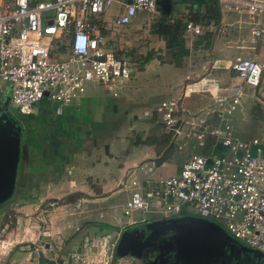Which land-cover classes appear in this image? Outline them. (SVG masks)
Listing matches in <instances>:
<instances>
[{
	"label": "built area",
	"instance_id": "built-area-1",
	"mask_svg": "<svg viewBox=\"0 0 264 264\" xmlns=\"http://www.w3.org/2000/svg\"><path fill=\"white\" fill-rule=\"evenodd\" d=\"M112 3L118 5L115 26L130 24L138 11H157L156 0H0V85H7L18 113L30 115L32 106L45 100L58 116L90 85L105 88L113 99L123 98L132 69L117 49L105 48L93 20ZM232 9L261 18L264 0H235ZM201 29L186 21L182 33L197 35ZM263 32L262 25L250 30L253 39ZM210 67L201 66L203 74L197 78H185L177 99H162L153 109L162 134L170 144L178 138L176 150L185 154L176 170L154 179L148 165L135 166L140 176L122 184L126 196L118 205V229L91 237L84 251L59 253L45 243L40 253L48 250L52 256L38 264H137L130 255L114 253L122 230L156 216L189 214L215 222L232 238L264 253V127L248 136L238 125L247 116L243 87L259 85L264 64L235 57L228 66L234 82L222 87L209 76ZM191 93L210 98L196 122L189 121L191 115L181 106L182 97Z\"/></svg>",
	"mask_w": 264,
	"mask_h": 264
},
{
	"label": "rangeland",
	"instance_id": "rangeland-1",
	"mask_svg": "<svg viewBox=\"0 0 264 264\" xmlns=\"http://www.w3.org/2000/svg\"><path fill=\"white\" fill-rule=\"evenodd\" d=\"M200 1L204 2L206 0ZM220 1L234 2L235 0ZM193 8H198V5L192 4L191 0H171L170 12L166 15V20L160 18L158 10L157 12L138 11L129 25L115 26L113 18L118 13V5L112 3L103 13L93 17L96 25L101 28L105 48L110 51L121 50L128 66L131 67L132 70L125 85L124 94L127 95L130 92L134 97L126 99L124 104H122L123 101H117L119 105H115L114 111H117L115 113L117 116L111 115L109 110V112L103 111L102 103L99 104L100 107L94 106L95 103H91V106L88 104V108H95V110L103 112L102 118L96 114L99 117L97 120H101V125L97 126L96 124V126L93 125L88 129V131L95 132L93 133L92 140L87 142V144L92 148H96L98 154L97 152L94 153L93 158L87 156V159L89 161L98 157L104 159L105 155L110 151L114 156V160L118 162V168H120L122 162H128L139 155L147 158L134 162L130 167L124 168L121 173L118 170L116 178V183L118 182V184L114 189L101 194L97 191L94 192L95 195L93 196H88L83 191L65 193L66 191L60 187V189H56L52 173L47 174L48 176H52L53 181L48 180L50 182L47 181L45 183V187L51 185L50 188L45 190L44 193L47 194H44L45 196L35 195L34 193L42 192L37 191L38 189L36 191H32L31 188L28 189V183H26L23 190H17L16 194H13L14 197L12 195V199L0 204V264H38L49 262L52 251L45 250L40 253V249L43 248L45 243H51L53 249L59 250V253L68 251L69 249L87 250L88 241L95 233H109L118 229L117 223L122 218L118 205H120L126 196L122 184L123 181L125 184L128 183L133 176H140L141 171L135 166L142 163L149 165L147 167L148 175L154 177L156 176V169L152 164L153 159L151 158L163 154V161L169 162L172 159V155H185L184 152L176 150L175 146L178 138L170 144V139L160 133L159 124L152 118L154 117L153 106L160 99H177L180 96V88L183 81L182 76L195 62L201 61L199 59L204 56V47L208 43L206 42V45L200 46L202 43L199 45L195 44L196 35H181L180 38L185 48H187V54L182 56L177 62H174L172 57L178 54H175V50L169 49L168 45L171 36L161 35L156 33L155 30L159 21H163L167 25L174 24L179 20L182 26L185 19L197 22L203 29L202 25H205L206 20L201 18L200 14L196 16L193 13L194 11H192ZM223 14L230 21L237 19L240 23L244 24L247 23L250 17L248 14L244 15L242 12L224 11ZM237 34H240V32ZM215 40H219L218 36L215 37ZM262 48L264 55V46ZM148 52L152 53V57L144 61V56ZM188 65L191 66L189 67ZM220 73L215 72L214 75L218 78L221 77ZM222 75L223 77L225 76L223 73ZM260 78V83L256 88L243 87L247 98L246 104L242 103L245 110L248 107L251 108L256 103L264 106V70H262ZM220 81V87L227 84ZM95 95L98 98H103V100H108L107 98H109L105 88L101 86L87 87L85 96L92 99ZM200 96L199 94H191L189 97L181 99V106L191 115L189 121L196 122L204 116L208 100L198 105ZM0 100L5 101L12 112L16 110L15 105L10 101L7 85H0ZM42 102L45 104L38 102L32 106V113L34 116H38L35 121L27 123V115L17 112L24 125L26 123V126H28V129L22 131L19 156L20 158L24 156L29 157V159L34 157L36 161L42 160V163L50 164L54 163V160L64 159V152L67 149L76 147V144L80 143L82 147L84 141H81V139L76 140L72 147H69L63 133L59 134L58 137L55 136L58 138L60 146L57 150V156H50V150L47 148L41 150L46 140L53 136L52 134L50 136L49 132H54L56 129H59L58 126L64 125V123H60L59 116H49L44 113L45 111H51L52 104L47 103L45 100H42ZM72 103L76 104L73 101ZM197 107L200 108L195 109ZM143 108L149 110L150 115H143L141 113ZM179 118L181 121L183 116H179ZM244 119L246 123L240 127L242 133L245 132V127L249 124V116H245ZM37 125L41 127L42 132H45L41 133L40 139H36L35 133L37 130H34ZM49 126L52 127L49 128ZM28 130H31L32 133L29 138L26 137ZM247 132H249V129L245 133L247 134ZM252 133L253 135L255 134V132ZM24 144L27 146L26 150ZM47 146L51 147L49 143H47ZM74 158H77V156H74ZM77 163L82 165L80 159ZM128 169L131 171L127 174L126 171ZM59 170L61 171L59 175H61V179L63 180L69 178V175L74 176V174L64 173V169L60 168ZM80 174H82L81 171ZM73 179H76V177H73ZM28 181L29 177L26 176V182ZM42 185L43 183H39V186ZM86 192L90 191L87 190ZM51 195L56 196L52 197ZM23 211L29 214H24ZM189 215L195 216L194 214ZM100 224H107L111 228H101ZM134 226L136 225L131 227ZM241 244L246 247V253L241 260L233 259L232 264H264V253L262 255H255L253 249H250L243 242ZM9 247L11 250H8ZM13 251L14 253L10 256V253ZM29 252V259L26 260L25 257L28 255L26 253ZM231 254L233 253L226 254L224 259L225 264H228ZM136 263L141 264V261H137Z\"/></svg>",
	"mask_w": 264,
	"mask_h": 264
},
{
	"label": "crops",
	"instance_id": "crops-1",
	"mask_svg": "<svg viewBox=\"0 0 264 264\" xmlns=\"http://www.w3.org/2000/svg\"><path fill=\"white\" fill-rule=\"evenodd\" d=\"M216 1L217 7H218V18L217 20H210L206 21L205 25H202L204 28L201 29V32L195 36L196 42L195 44L200 46L205 44L206 42L208 45L204 47V56L199 59L201 61L195 62L192 67L191 65H188L190 68L187 69V72L182 76V83L186 82L185 78L194 79L203 74L201 70V66H206V68H209V76L214 77L218 80V82L227 83L234 82L233 73L231 72L230 68L228 67L230 62L234 60L235 57H250L257 62L264 64V55L262 53V46H264V32L258 37V38H252L250 34V30L252 27L257 25H262L264 27V17L257 18L254 16L249 15L247 12L242 11V13L248 14L249 20L246 24L240 23L237 19L234 20H228L223 15L224 11L227 12H237L232 9L233 1L229 2H221L220 0H213ZM213 1H200V0H191L192 4L198 5V8H193L192 11L195 14V12H200L202 9V6L205 2H213ZM227 8H226V7ZM157 12V11H156ZM161 14V13H160ZM166 16V15H165ZM186 21H191L185 19L182 23V29L183 24ZM194 22V21H192ZM132 23V22H131ZM197 23V22H194ZM198 24V23H197ZM129 25V24H128ZM202 28V27H201ZM238 28V29H236ZM242 28V29H241ZM240 34H237L239 33ZM243 32V33H242ZM183 34V33H182ZM184 35V34H183ZM218 36L219 40H215V37ZM222 44V45H221ZM206 45V44H205ZM224 46V47H223ZM199 64V65H198ZM215 72H221V77H216L214 75ZM222 73L225 75L223 77ZM226 84V85H227ZM182 86V84H181ZM88 87H97L94 86H88ZM87 89V88H86ZM181 90V88H180ZM86 91V90H85ZM191 94H199V93H191ZM190 94V95H191ZM185 96L186 98L189 97ZM201 95L198 100V105H201L204 101L208 100L207 104L209 103V94H199ZM109 96V94H108ZM134 95H132L130 92L129 94H124L122 99H113L109 96L107 98L108 100L103 98H98L96 95L89 99L85 96V92L76 100L73 102L76 104L69 103L68 105L63 106L62 113L58 115L60 117V123H64V125L58 126L59 129H56V131L52 132L50 131L49 134L53 135L52 137H49L48 140L44 143L41 150L49 149V155L50 156H57V150L59 146V141L57 140L59 134H65L66 142L68 143L69 147H72L74 142L76 140L84 141L82 144H76V147L67 149L66 152H64V159H58L57 161L54 160V163H42L41 161H36L35 158L29 159V157H22L19 158L18 165H17V174H16V180H15V190H23L25 188V184L28 183V189H32V191H41L42 193H34L35 195L39 194L44 195L45 190L47 188H50L51 185H48V187H45V183H47L48 180H52V176H54L55 186L56 189H62L66 191L65 193H69L71 191H83L88 196L95 195L94 192L103 193L106 191H111L114 189V187L118 184L117 181V171L119 170L120 173L124 170V168H128L133 164L134 162L142 161L146 159L147 157H141L140 155L135 158L131 159L128 162H122L121 167H119L118 162L114 160L113 154L111 152L105 155L104 159H101L100 157L96 159H91L89 161L87 159V156L90 158V156L93 158L94 153L97 152L96 148H92L87 142L92 140L93 133L95 131H88L90 127L93 125L99 126L101 125V120H97L99 118L96 114H98L102 118V112L106 111L111 113V115H116L114 112L115 108L118 104L117 101H123L122 104L126 102V99L133 98ZM184 98V97H182ZM168 99V98H163ZM162 100V99H160ZM159 100V101H160ZM247 100L246 95L244 94L242 98V103H245ZM155 102L154 106L159 102ZM41 104H45L43 102H40ZM91 103H95L94 106L100 107V103H102L103 111L95 110V108H88V104L91 106ZM87 104V105H86ZM246 104V103H245ZM116 105V106H115ZM153 106V109H154ZM111 107V108H110ZM243 107V104H242ZM45 108V107H43ZM200 107H197L195 109H198ZM109 110V111H108ZM245 115H248L250 118V113L248 110H250V107H248L247 110L244 109ZM46 115H54L53 114V107L51 108V111H45ZM143 115L149 114V110L142 109ZM45 115V114H44ZM57 116V115H55ZM117 116V115H116ZM154 116V114H153ZM28 122H32L37 120L36 116H34L33 113L30 115H27ZM155 120V116L152 117ZM238 125L241 127L242 124L246 123V121L238 119ZM248 122V120H247ZM250 124V119H249ZM249 124H247V127H245V132L249 129ZM264 125V116L259 122L257 123V126H255L254 132L255 134L259 133L261 128ZM52 126H49V128ZM239 127V129H241ZM43 128V127H42ZM24 129H28V126H26ZM39 129V130H38ZM34 130H37L36 139H40L41 133H45L41 131V127L39 125L36 126ZM242 131V130H241ZM243 132V133H245ZM160 133L162 134L161 130ZM31 130H28V134L26 135L27 138L31 135ZM70 135V136H69ZM56 136V137H55ZM165 136V135H164ZM166 137V136H165ZM25 138V139H27ZM167 138V137H166ZM47 143L51 145V147L47 146ZM25 150L27 149V146L24 144ZM37 150V149H36ZM68 151V154H67ZM135 152V151H134ZM72 154V155H71ZM98 154V152H97ZM74 156H77V158H74ZM81 157V158H80ZM183 156H178L177 154L172 155V159L169 162L163 161V154L154 156L153 158V166H155L156 169V176H151V178H158V177H164L169 174H172L177 166L182 161ZM80 159L82 165L78 164L77 161ZM156 159V160H155ZM157 161V162H156ZM149 166V165H148ZM159 166V167H158ZM64 169V173L68 174H74V176L69 175V178L61 179V171L59 169ZM159 169V170H158ZM80 171L82 174H80ZM79 172V173H78ZM48 173H52V176H48ZM124 173V172H123ZM56 174H58L56 176ZM84 174V175H83ZM26 176L29 177V181L26 182ZM73 177H76V179H73ZM58 178V179H57ZM61 179V180H60ZM50 182V181H48ZM39 183H43L42 186H39ZM60 187V188H59ZM89 190L90 192H86ZM85 191V192H84ZM49 194V192H47ZM97 194V193H96ZM98 194V195H100ZM47 195V194H45ZM44 195V196H45ZM50 195V194H49ZM52 197L56 195H51ZM24 214H29L23 211ZM97 233H95L96 236ZM92 236V237H93ZM8 250H11L9 247ZM29 250V249H28ZM14 253L11 252L10 256ZM27 257H25L26 260L29 259V253Z\"/></svg>",
	"mask_w": 264,
	"mask_h": 264
},
{
	"label": "water",
	"instance_id": "water-1",
	"mask_svg": "<svg viewBox=\"0 0 264 264\" xmlns=\"http://www.w3.org/2000/svg\"><path fill=\"white\" fill-rule=\"evenodd\" d=\"M156 4L157 10L162 15L169 14L171 0H156ZM0 121H2L0 124V202H3L12 195L15 186L20 157L21 127L12 123L10 126H6V121L1 117ZM137 229L139 231L151 230L152 232H159V229L177 231L176 255L181 264H208L212 255L221 254L222 247L234 240L216 223L191 215L153 220L138 225ZM135 234L131 230L121 231L114 248L116 256L130 255L139 260L143 258L142 249L149 245L148 240H141ZM239 248L245 249L241 245ZM254 252L258 255L263 254L256 250ZM161 254L162 251L159 255Z\"/></svg>",
	"mask_w": 264,
	"mask_h": 264
},
{
	"label": "flooded vegetation",
	"instance_id": "flooded-vegetation-1",
	"mask_svg": "<svg viewBox=\"0 0 264 264\" xmlns=\"http://www.w3.org/2000/svg\"><path fill=\"white\" fill-rule=\"evenodd\" d=\"M0 117L4 118V120L6 121V126L7 125L10 126V123L14 124L15 126H20L21 127L20 138L22 137V131L24 130L25 127L23 121L21 120L20 116L17 114V111L14 110V112H12L10 110L9 105H7V103L2 100H0ZM1 123L2 121H0V124ZM13 194L14 195L16 194L15 186L12 195ZM12 195L3 202H7L8 200L12 199L14 197V195L13 197ZM1 203L2 202H0V204ZM164 218L165 217L162 216H156L150 221L160 220ZM138 225H142V224H138ZM138 225L125 229V230L134 231L136 233L135 236L139 237L141 240H148L149 245L142 249L143 258L140 260L135 258L136 261L139 262L141 261V264H181L180 263L181 261L177 259V255H176L175 238L177 235V231L173 229H162V230L159 229V232H152L151 230L139 231V229H137ZM156 227L159 228L158 226ZM240 245L243 246V244H241V242L236 239H234L233 242L225 244L222 247V253L221 254L216 253L212 255L213 257L209 260L208 264H225L224 259L226 257V254L230 252H232L233 254L230 255L231 258L228 260V264H232L233 259L241 260L246 253L245 250L246 247L243 246L245 249L241 250L239 248ZM161 251L162 254L159 255ZM255 255L258 254L255 253Z\"/></svg>",
	"mask_w": 264,
	"mask_h": 264
},
{
	"label": "trees",
	"instance_id": "trees-1",
	"mask_svg": "<svg viewBox=\"0 0 264 264\" xmlns=\"http://www.w3.org/2000/svg\"><path fill=\"white\" fill-rule=\"evenodd\" d=\"M218 7L216 4V1L213 2H205L204 5L202 6V9L200 12H195V15H199L201 16V18H204L206 21H210V20H217L218 18ZM160 18H162L163 20H166L167 16L159 14ZM156 33H159L161 35H167V36H171V40L169 41V49H171L172 51L175 50V54L178 55H174L172 57L174 62H177L182 56H185L187 54V48H185V46L183 45V41L181 40V35L182 34V26L181 23L179 22V20H177V22H175L174 24H165V22L163 21H159L157 26H156ZM102 32V31H101ZM59 51L61 50V47L58 49ZM118 54H122L121 50H117ZM151 52H148L145 56H144V61H147L148 59H150L151 56ZM250 124H249V132H247L248 136L253 135L252 132H254V128L255 126H257V123L259 122V120H261L264 116V106H260L258 103L254 104L250 110ZM251 130V131H250ZM101 228H106L109 229L111 228L109 225L107 224H100Z\"/></svg>",
	"mask_w": 264,
	"mask_h": 264
}]
</instances>
